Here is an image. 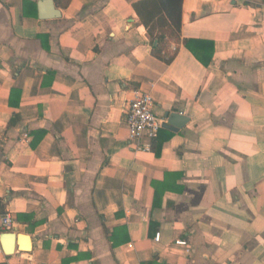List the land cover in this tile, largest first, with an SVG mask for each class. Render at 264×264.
Segmentation results:
<instances>
[{
    "label": "crops",
    "instance_id": "0c3cea01",
    "mask_svg": "<svg viewBox=\"0 0 264 264\" xmlns=\"http://www.w3.org/2000/svg\"><path fill=\"white\" fill-rule=\"evenodd\" d=\"M39 1L0 0V264H264V0H182L170 63L138 0ZM136 91L187 117L149 151Z\"/></svg>",
    "mask_w": 264,
    "mask_h": 264
},
{
    "label": "trees",
    "instance_id": "16d2710c",
    "mask_svg": "<svg viewBox=\"0 0 264 264\" xmlns=\"http://www.w3.org/2000/svg\"><path fill=\"white\" fill-rule=\"evenodd\" d=\"M132 5L141 24L151 36L152 55L164 63H170L177 51V48L171 47V43L180 42L182 0H138ZM184 43L190 48L189 40H184ZM201 43L207 55L213 46L207 42ZM208 47L210 48L207 53ZM196 55L199 60L207 64V59L198 53Z\"/></svg>",
    "mask_w": 264,
    "mask_h": 264
},
{
    "label": "built area",
    "instance_id": "2783aa9c",
    "mask_svg": "<svg viewBox=\"0 0 264 264\" xmlns=\"http://www.w3.org/2000/svg\"><path fill=\"white\" fill-rule=\"evenodd\" d=\"M153 99L148 93L136 91L133 98L125 108L124 120L128 127V137L135 149L151 150V143L157 137L161 129L162 119L153 112ZM13 218L10 213H6L1 220V225L5 230H10ZM159 234L155 235V239ZM175 243L188 246L186 240H175Z\"/></svg>",
    "mask_w": 264,
    "mask_h": 264
},
{
    "label": "water",
    "instance_id": "95a60500",
    "mask_svg": "<svg viewBox=\"0 0 264 264\" xmlns=\"http://www.w3.org/2000/svg\"><path fill=\"white\" fill-rule=\"evenodd\" d=\"M59 16V11L54 7L53 0H40L39 1V17L42 19L55 18ZM187 121V117L180 114V112H172L168 114L167 122L162 123L163 128L170 130H177L182 126V123ZM5 237L14 238L16 241V247L18 245V235L14 232H5ZM7 253L13 252V248L10 247L6 250Z\"/></svg>",
    "mask_w": 264,
    "mask_h": 264
},
{
    "label": "bare ground",
    "instance_id": "6f19581e",
    "mask_svg": "<svg viewBox=\"0 0 264 264\" xmlns=\"http://www.w3.org/2000/svg\"><path fill=\"white\" fill-rule=\"evenodd\" d=\"M22 248L29 249V245L28 244L22 245Z\"/></svg>",
    "mask_w": 264,
    "mask_h": 264
}]
</instances>
